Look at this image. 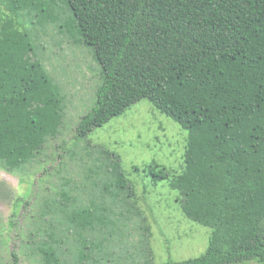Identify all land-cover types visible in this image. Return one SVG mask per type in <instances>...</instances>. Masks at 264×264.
Instances as JSON below:
<instances>
[{
	"label": "trees",
	"instance_id": "1",
	"mask_svg": "<svg viewBox=\"0 0 264 264\" xmlns=\"http://www.w3.org/2000/svg\"><path fill=\"white\" fill-rule=\"evenodd\" d=\"M4 1L3 169L14 174L32 164L61 135L64 97L36 58L37 31L59 24L73 45L91 49L101 70L96 102L79 120L75 141L140 100L187 133L181 174L171 176L155 164L143 172L152 184L168 182L184 217L210 235L199 258L165 264H264V0H59L65 20L57 0ZM59 150L73 157L70 148ZM96 153L84 180L90 182L95 170L103 179L92 184L128 200L133 192L119 156ZM62 186L53 203L64 220L45 233L43 264H115L119 257L110 250L117 237L125 238L129 219L110 218L104 205H79L72 193L84 192L70 179ZM133 205L123 201L127 213Z\"/></svg>",
	"mask_w": 264,
	"mask_h": 264
},
{
	"label": "rangeland",
	"instance_id": "2",
	"mask_svg": "<svg viewBox=\"0 0 264 264\" xmlns=\"http://www.w3.org/2000/svg\"><path fill=\"white\" fill-rule=\"evenodd\" d=\"M57 12L63 20L68 17L59 0ZM7 14L6 3L0 0V22ZM24 26L29 31L35 30L27 21ZM58 26H49L44 32L36 30V58L44 64L64 97L61 135L47 143L37 160L14 174L0 165V264H14L15 260L18 264H43L39 247L51 225L57 227V221L64 220L63 215L57 214L53 201L60 200L59 192L68 179L84 192L72 193L79 205H104V214L110 218L129 219L125 238L117 237L110 250L115 258L119 257L115 264H138L145 259L165 264L169 260L199 258L206 251L210 230L184 217L176 202L178 194L169 188L168 182L152 184L143 172L145 166L155 164L171 176L181 174L186 131L148 101L140 100L122 116L93 130L85 141H75L79 120L96 102L101 70L91 49L73 45ZM62 145L71 149L73 157L59 150ZM97 150L119 156L133 192L128 200L124 195H119L118 200L105 195L98 185L103 177L95 170L90 182L84 180L87 166L98 158ZM58 154L62 155L61 160ZM123 201L134 203L135 210L127 213Z\"/></svg>",
	"mask_w": 264,
	"mask_h": 264
}]
</instances>
